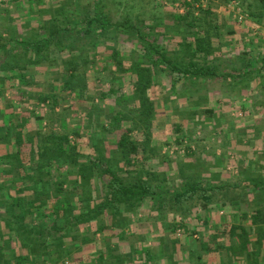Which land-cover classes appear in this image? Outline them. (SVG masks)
<instances>
[{
    "label": "rangeland",
    "instance_id": "obj_1",
    "mask_svg": "<svg viewBox=\"0 0 264 264\" xmlns=\"http://www.w3.org/2000/svg\"><path fill=\"white\" fill-rule=\"evenodd\" d=\"M175 1L64 0L58 14L53 15L55 18L62 15L67 22L80 20V23L85 17L93 15L91 8L93 3L98 2L104 17L113 25L108 26L100 36L92 37L90 34L84 39L76 40V37H71L61 41L54 40L50 42L52 48L49 46L51 49H48L47 54L42 51L39 57L36 51H31L28 55L24 49L25 41L19 42L16 48L15 43L8 38L12 34V20L26 14H21L22 10L10 4L13 0L0 4V82L4 83V96L7 100L18 98L28 104L24 106L26 112L30 108H38L36 102L40 94L58 97V108L55 112L47 111L48 114H43L46 120L42 121L40 127L43 132H49L50 128L63 132L65 128L62 120L66 121V131L71 135V144L76 147L79 156L76 157L75 164L68 165V168L63 166L58 173L65 179V187L70 189L76 182L80 186L73 192L76 197L87 199L93 206L103 202L108 177L100 174L99 168L90 162L91 159L100 158L125 182L143 183L154 192L153 200L150 203L144 202L139 209L131 210L123 206L114 216L110 211L105 213L103 222L106 228L97 234L94 248L87 254L88 246L84 245L85 254L82 258L77 257L73 264H84L90 253L95 256L99 251L105 250L109 253L108 264H233L237 260L241 261L238 264H244V261L253 264L255 255L251 252V240L256 238L258 243L264 242L262 225L255 228L254 232L249 231V238L235 230L241 245L232 247L236 246L233 244L230 247L225 244V239H232L234 236L230 232H220L223 223L226 224L229 219L223 210H219L222 215L210 211L221 216V219L209 226L203 223L206 211L199 210L196 206H183L190 208L186 210H189L190 215L183 216L174 212L177 205L173 201L177 192L191 185L212 180L222 181L229 184L233 192L243 193V211L252 215L249 220L264 217V192L257 193L256 187L252 188L250 183L254 178L262 177L256 175L248 158H241L239 163L245 167L238 173L235 170L233 174V171L225 170L226 165L214 153V162H211L207 158L209 152L201 151V147L192 155H187L186 152L187 147L198 145L201 134L209 135L207 137L210 140L211 136L216 137V140L217 136L222 137L218 147L231 152L239 149L241 146H237L240 144H246L254 150L255 140L263 139L264 73L251 78V74L242 72L248 68L247 61L251 62L250 66L254 63L264 69V6L258 0H236L241 8L242 23H247L242 29L243 35L246 37L248 32L253 33L256 29L259 34L256 35L258 39L248 47L255 51L252 57L247 56L248 51L237 58H222L219 62V66H223L219 67V73L224 72V69L228 71L227 68H234L233 64L241 62L240 67L237 66L238 70L235 69L236 74L247 79L244 87L248 86V89H240L239 96L234 101L226 99L227 102L218 106L216 102L210 103L204 98H188L192 86L199 85L195 83V78L202 76L187 75L184 77V84H179L176 88L177 85H172L174 77L167 78L170 75L168 67L161 72L159 68L150 66L149 62L141 63L145 53V39L142 36L151 33L154 35L153 42L164 46L174 64L182 68L189 60L193 61L195 55L200 54L201 58H196L194 62L203 67L206 57H202L214 51L206 35L215 29L211 27V22L219 21L220 16H230L237 20L235 11L228 8L233 0H207V7L204 9H209L208 13H200L199 10L194 15L196 18L190 16L183 23L176 18L178 15L172 7ZM166 5H170V9ZM92 28H95L92 29L93 33L98 32L97 25L93 24ZM76 29L82 30L84 26L79 25ZM164 32L169 35L176 33L183 41L181 37L180 41L175 42L164 40L165 38H160V34ZM177 42V49H172ZM56 45H76L78 53L68 55L64 50L58 53L56 50L61 48L58 49ZM12 47L15 49L10 51ZM187 51H192L193 56L184 54ZM145 67L151 73L147 77L150 78L148 87L143 90L139 83L141 74L145 75ZM12 72L18 73L11 76ZM72 72L75 73L73 77ZM18 80L19 86L9 85ZM158 82L161 84L158 85ZM110 89H113L114 94L108 91ZM2 90L0 88V93ZM218 90L225 91L226 88L221 86ZM215 91L216 89H207L211 94L216 93ZM251 91L255 92L251 94ZM241 96L243 100L240 101L244 104L237 102ZM118 112L123 115L122 121L112 126L113 116ZM48 121H51L50 125L47 124ZM129 128L132 138L137 142H140L138 134H143L141 144L148 143V148L140 147L128 166L122 159L117 143L121 134ZM155 131L163 133L161 139H153ZM197 132H200L199 136ZM146 135L150 140L147 141ZM217 141H214L215 146ZM212 143L208 146H214ZM242 148L239 150H243ZM170 150H173L171 155ZM237 153L240 154L238 150ZM252 153L248 151V155ZM82 167L87 169L86 173L81 171ZM121 167L124 171H120ZM181 220L187 225L188 233L178 227ZM243 221L248 223L247 220ZM174 226L176 229L172 231ZM78 228L76 234L86 235L85 228ZM192 228L198 232L197 236L192 234ZM206 240L208 243L203 245L202 241ZM72 242L69 240V243ZM58 264L63 262L59 261Z\"/></svg>",
    "mask_w": 264,
    "mask_h": 264
},
{
    "label": "trees",
    "instance_id": "obj_2",
    "mask_svg": "<svg viewBox=\"0 0 264 264\" xmlns=\"http://www.w3.org/2000/svg\"><path fill=\"white\" fill-rule=\"evenodd\" d=\"M258 1L264 6V0ZM187 5L189 9L186 13L176 16L180 22H185L190 16L196 18L194 7L191 4ZM199 10L200 13L209 12V9ZM91 12H93L91 17H85L80 23V20L72 21L70 25L74 28L82 25L85 34L100 36L113 24L106 20L99 3L96 2L92 6ZM93 24L98 26L96 33H93L92 29H95L92 28ZM153 36L151 33L142 36L145 39V54L141 63L149 62L153 67L159 65L168 67V73L174 77V84L187 75L217 76L210 68L199 66L193 61L182 68L174 64L166 49L153 42ZM25 43L27 48L36 51L38 57L42 55L41 52L45 47L50 46V41L46 40L25 41ZM143 73L145 75L141 74L139 84L144 90L148 87L150 78L147 77L151 71L145 67ZM73 75L74 72L72 77ZM108 91L114 94L113 89ZM36 103L37 106L46 104L48 113L55 112L59 106L58 97L52 94H40ZM27 105L21 102L20 110L14 112V119L10 117V120L14 121L0 125V145L4 149L3 152L0 151V264H58L59 261L63 264H73L77 256L82 258L85 254L84 245L88 246L87 254L94 248L97 234L102 233L106 228L103 222L105 213L110 211L114 216L123 206L131 210L139 209L146 198L154 196V192L151 187L143 183L125 182L102 159L96 158V160L91 159L90 162L94 163V167L99 168L100 174L108 177L103 202L93 206L87 199L76 197L73 192L80 187L78 183L75 182L70 189L66 188L65 179L58 174L63 166L68 168V165L75 164V159L79 156L76 147L71 144V135L66 131V121L62 120L65 128L63 132L52 128L49 132H43L40 126L42 121L46 120L44 115L38 113L37 109L29 111L30 113L26 112L24 106ZM122 117L119 112L115 114L112 126L119 124ZM47 124L50 125L51 121ZM178 130L180 131V128ZM145 138L147 141L150 140L147 135ZM28 139L31 140V145L25 141ZM141 145V142L132 138L130 128L121 134L117 148L121 151L125 165L129 166L133 162L132 156L138 152ZM191 150L187 147V155L193 154ZM85 167L81 168L84 173L87 171ZM119 169L124 171L122 167ZM8 175L9 178L5 177ZM227 193L226 186L191 185L174 195V204L177 205L174 212L183 216L190 215L189 210L186 211L190 208L183 206L195 205L210 211L211 204L217 199L222 201L223 205L228 196L230 202L236 199ZM243 217V220H247V213ZM260 220L264 223V217L259 220L254 219L252 222L258 223ZM205 221L209 223V217L206 216ZM79 226L85 228L88 233L91 231V234L87 232L83 236L76 234ZM186 226L181 220L178 227L186 232ZM175 227L172 231L176 229ZM237 229L232 227L230 230L235 239L238 237L235 235ZM240 229L241 233L249 238L246 227L242 226ZM195 233L198 232L192 228V234ZM69 240L73 242L69 243ZM108 257L109 253L106 250L99 251L95 256L90 253L87 261L83 263L106 264Z\"/></svg>",
    "mask_w": 264,
    "mask_h": 264
},
{
    "label": "crops",
    "instance_id": "obj_3",
    "mask_svg": "<svg viewBox=\"0 0 264 264\" xmlns=\"http://www.w3.org/2000/svg\"><path fill=\"white\" fill-rule=\"evenodd\" d=\"M62 3H64V0H13V2L10 4H13V6L15 5L14 7H17L18 9L22 10L21 14H24V15L26 14V15L22 16V17L14 18L12 20V24H14V25H12L13 27L11 28L12 34H11V36L8 35V38H10L13 43H15L16 48H18L17 44H19V42H24V41L30 42L31 40L32 41L46 40V41L52 42L54 40H56V41H59V39L65 40V39H68L71 37H76V40H77V38H79V39L88 38L90 35L85 34L83 30L79 31L76 28H74L73 25H70V22H67L65 19H63L62 15L58 18H55L53 16L55 14H58V10H60V8L63 7ZM95 3H93V5ZM169 6L166 5L165 7L170 9ZM53 10H55V12ZM176 14L178 15L179 13L176 12ZM254 20L256 21V19H254ZM56 23L59 24L61 27L60 26L56 27V25H57ZM173 24H174V22H173ZM243 24L244 23L239 22L238 20H233L232 17L230 18V16H224V17L220 16L219 21L215 20L214 22H211V27H213L215 29H212L209 33H206V35L208 36V41L210 40V43L212 45V48H214V51L212 53H209V55L205 54L204 57H202L203 59L206 57V59L203 62V67L204 68H210L211 70H213V72H216L218 76H211L210 75V76L201 77L198 79L195 78V83H199V85H198V87H196L195 85H193V86L191 85L193 88L192 89L193 91L191 90L188 98H192L194 100L204 98L205 100L209 101L210 103L216 102V104L218 106H221L222 102H227V101H225L226 99H229V100L232 99L234 101L237 98V96H239L240 89H243V88L248 89V86L244 87V84L246 83L247 79L244 80L243 75L236 74V70H238L237 66L240 67L241 62L238 61L235 64H233L234 68L232 66H230V68H227V69H229L228 71H225V69H224V72H221V73L218 72L220 69L219 67H223V66H219V62L221 61L222 58H229V57H232V58L236 57L237 58V56L239 57V55L241 56V54L246 53L248 51H250L247 54L248 57L249 56L252 57L255 54V51L249 50L248 47L250 46V44L252 45V43L258 39L256 37V35L259 34V32L256 29L255 31H253V33L248 32L247 36L245 37V34L243 35L244 31L242 29H243V27H245L247 25V23H246V25L245 24L243 25ZM253 27L254 26H252V28ZM165 32L160 34L161 35L160 38L162 37L163 39L165 38L164 40L168 39V41L171 40L172 42L181 40V39H179L181 36H177L176 33L175 34L171 33L169 35ZM3 34L6 36V33H3ZM91 35H93L92 37L97 36V34H91ZM0 39H1V37H0ZM182 41H183V38H182ZM178 43L179 42L175 43L174 48H172V49H177L175 47L178 45ZM50 46L52 48V45H50ZM56 46H58V45H56ZM161 46H163V45H161ZM180 46H181V43H180ZM51 48L45 47L43 49V53L47 54L48 49L50 50ZM57 48L58 49L61 48V50H56V51H58V53L62 52V50H64V52H67L68 55H75L76 53H78V51H77L78 49H77L76 45H73V46L72 45H68V46L59 45ZM14 49L15 48L12 47L10 51H13ZM24 49L28 53V55H30V52L33 51L32 49L30 50V48H27V47ZM181 52H183V50ZM185 53H187V55L189 57L193 56L192 51L189 53H188V51L184 52V54ZM195 57L201 58L200 54L195 55ZM196 58H194L195 62H196ZM194 60H193V62H194ZM190 62L191 61L189 60V63ZM246 64H248L247 65L248 68L246 70H244V73L242 72V74H245V73L247 75L251 74V78H252L253 75L255 77L260 73H264V69L260 68L258 66H255L254 63H252L253 66H250L251 62H248V61ZM159 66H156L157 69L159 68L161 72L165 71L166 66H164V65H159ZM226 67H229V66H226ZM226 67H224V68H226ZM241 67L243 68V66H241ZM233 69H234V72H233ZM17 73L18 72H12L11 76H13V75L15 76V75H17ZM188 76H192V75H188ZM172 77L173 76H171V75L167 76L168 79H172ZM184 77H182L181 80L177 81L176 84L172 83V85L173 86L177 85L176 88L179 87V84L183 85L184 80H185ZM27 80H28V82L30 81V75L27 76ZM19 82H20L19 80L15 81V83L11 82L12 84H9V85L14 86L16 84V86H19L20 85ZM159 82L162 83V80H160ZM159 82L157 83L158 85L161 84ZM188 82H190V84H191L192 81L189 79ZM22 84H24V83H22ZM3 86H4V83L0 82V88L3 89L0 93V125L3 123L7 124L8 122H11L12 119H14V116H15L14 112L16 110H20L19 105L22 102V101L18 100V98H16V100L15 99L7 100L4 96ZM221 86L225 87L226 90L225 91L218 90ZM207 89H211L213 91L216 89V91H215L216 93H212V94L208 93ZM5 90H7V89H5ZM254 92L255 91H251V94H253ZM215 95H217V96L215 97ZM218 96H219V98H218ZM238 99L239 100L237 102H239L242 99V96L238 97ZM229 100H228V102H229ZM19 101H20V103H19ZM241 101H240V103H243ZM41 106L42 105L38 106L37 112L43 115V114H45V112L47 113V108L46 107L42 108ZM30 107H32V106H30ZM33 109L34 108H32V109L30 108V111H32ZM10 114H11V116H9ZM10 117L12 118L11 120H10ZM12 121H14V120H12ZM198 133H200V132H197V135H198ZM162 135H163L162 132L155 131V134L153 132V139L154 138L161 139ZM207 136H209V135H207ZM207 136L205 134H201V136H199L200 142H198V145H195L194 147L193 146L190 147V149H192L191 151L193 152V154L198 151V149H199L198 147H201V151L209 152L210 155H208L207 158L211 162H214L215 157H214V155H212L214 153L217 158L222 160V164L224 163V165H226L225 168L227 167V169H225V170H228L229 172L233 171V174L235 173L234 172L235 170H236V173H238L239 170L244 169L245 165L242 166L243 164H241V162L239 163L241 158H246V159L248 158L249 164L251 165V168L255 171L256 175L257 176L260 175L262 177V178H260V177L254 178L253 181L250 182L252 185V188L256 187L257 193L264 192V189L261 188V187H264V135L262 137L263 139L255 140L256 145L254 146L255 147L254 150H251L252 148L247 146L246 144L238 145L237 147L241 146L239 149H241L243 147L242 148L243 150H239L237 148V150L240 152V154L237 153L236 149L234 150V152H231L229 149L224 150V149L218 147V145L220 146V144H221V141H222L221 138L222 137L217 136V140H219V141H217L216 137L213 138L211 136L212 140H210ZM135 137H136V135H135ZM138 137L139 138H137V139H139L140 142H143V137H144L143 134L139 133ZM25 141L27 142L28 145H31V143H32L30 139L25 140ZM214 141L218 142V144L216 145L217 147L214 145ZM153 143H154V140H153ZM210 143H212L214 146H211V145L208 146V144H210ZM146 145H148V143L147 144L144 143L141 147L143 148ZM146 148H148V146H146ZM150 149H151V147H150ZM0 151L1 152L4 151L2 145H0ZM165 151H168V150H165ZM248 151H252L254 153V155H253V153L248 155ZM165 154L168 155L167 152ZM169 154L171 155L170 152H169ZM241 154H243V156ZM245 154H246V156H245ZM217 163H219V162H217ZM239 164H241V165H239ZM5 177L9 178L10 176L8 175ZM200 185L226 186L227 192H228L227 194H229L230 196H234V198H236L235 200L230 202L229 196H228L225 205H223L222 201H219L217 199L210 206V209H209L210 211L212 210L214 213H216V212L219 213V210H223L224 214H226V217L229 218L225 222L226 224L223 223V226L221 227L222 231H220V232H224L227 234L230 232L232 227L238 228L237 230L241 232L240 227H242V226L246 227L248 232L251 230H252V232H254L255 228H259L262 225H264V223H261V220L257 224L252 222V220H249V219H251L252 215L243 211V209L245 207L244 206L245 199L241 196L243 193L233 192L232 187L229 184H226L225 182H222V181H213L212 180L210 182H201ZM251 195L254 196V193H251ZM242 198H243V200H242ZM152 200H153L152 197L149 196L148 198H146V200L144 202L150 203ZM173 201H174V197H173ZM218 207H220V208H218ZM196 208H199V210H203L200 206H196ZM216 209H218V211H216ZM204 211L207 212V217H209V221H210L209 223H207V221H205V222L203 221L204 224H208L209 226H212V225H214L215 220L221 219V216H219V215H214L212 212L207 211V210H204ZM245 213H247V218H248L247 221L249 220L247 224H245L243 221V218H244L243 216ZM219 214L222 215L223 213L220 212ZM230 218H232L234 220V222ZM249 222H250V224H249ZM194 236H197V233H195ZM251 241H252L250 244L251 245L250 246L251 252L255 255V259H253V261H252L253 264H264V242H263V244L258 243L256 238H253ZM207 243H208L207 240L202 241L203 245L207 244ZM240 243L241 242L237 238L236 239L235 238H232V239L226 238L225 239V244L230 245V247L233 244L236 246H232V247H239L241 245ZM258 249H261V251L258 252ZM77 257H79V256H77ZM239 261L240 260H237L236 262H233V264L234 263L238 264ZM240 263H241V261H240ZM106 264H108V263L106 262ZM210 264H214V263L210 262ZM244 264H248V262L244 261Z\"/></svg>",
    "mask_w": 264,
    "mask_h": 264
},
{
    "label": "built area",
    "instance_id": "obj_4",
    "mask_svg": "<svg viewBox=\"0 0 264 264\" xmlns=\"http://www.w3.org/2000/svg\"><path fill=\"white\" fill-rule=\"evenodd\" d=\"M7 0H0V4L4 3ZM207 0H198L195 2V0H176L172 3V7L176 10L179 14H185L186 11L189 9L187 4H191L194 9L195 13L199 11L200 8H206L207 7ZM228 8L231 11H235L236 13V19L239 22H243V16L241 11V8L239 7V3L236 0L231 1L228 4ZM199 13V12H198ZM42 107H46V104H42ZM170 153H173V150H170Z\"/></svg>",
    "mask_w": 264,
    "mask_h": 264
}]
</instances>
